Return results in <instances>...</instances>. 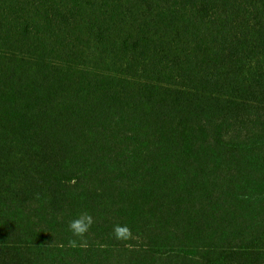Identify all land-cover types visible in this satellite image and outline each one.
I'll return each mask as SVG.
<instances>
[{"label":"trees","instance_id":"16d2710c","mask_svg":"<svg viewBox=\"0 0 264 264\" xmlns=\"http://www.w3.org/2000/svg\"><path fill=\"white\" fill-rule=\"evenodd\" d=\"M0 264H264V0H0Z\"/></svg>","mask_w":264,"mask_h":264},{"label":"clouds","instance_id":"9594fccd","mask_svg":"<svg viewBox=\"0 0 264 264\" xmlns=\"http://www.w3.org/2000/svg\"><path fill=\"white\" fill-rule=\"evenodd\" d=\"M94 222H95L94 218L92 217L91 214L81 213L76 218L72 219L69 222V230L72 232L74 237H77L81 241L86 243L85 241L86 234L89 232ZM112 235L114 236L115 239L124 242L137 239L136 235L133 234V232L127 225H119V224L115 225L113 227ZM70 243L74 245L76 241L73 240L70 241ZM126 246H130V245H126Z\"/></svg>","mask_w":264,"mask_h":264}]
</instances>
